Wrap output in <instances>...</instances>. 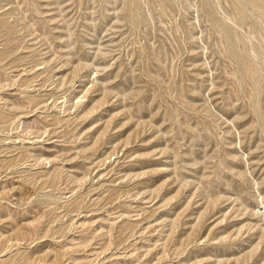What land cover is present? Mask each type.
Here are the masks:
<instances>
[{"label": "rangeland", "instance_id": "1", "mask_svg": "<svg viewBox=\"0 0 264 264\" xmlns=\"http://www.w3.org/2000/svg\"><path fill=\"white\" fill-rule=\"evenodd\" d=\"M0 264H264V0H0Z\"/></svg>", "mask_w": 264, "mask_h": 264}]
</instances>
